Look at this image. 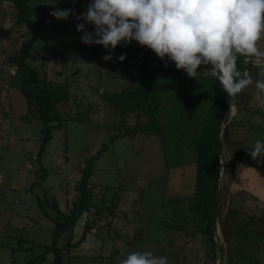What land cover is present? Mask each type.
<instances>
[{"label":"rangeland","instance_id":"374dc122","mask_svg":"<svg viewBox=\"0 0 264 264\" xmlns=\"http://www.w3.org/2000/svg\"><path fill=\"white\" fill-rule=\"evenodd\" d=\"M29 2L30 18L38 29V38L28 62L39 70L38 82L29 87L38 89L41 85L53 83L69 95L67 101L58 103L62 128L52 130V139L41 162L35 160L32 168L27 169L28 154L38 151L43 136L41 121L35 119V111L28 107L24 96L15 87L19 76L25 74L7 58L20 49L31 32L17 20L13 0H0V264H24L51 243L53 222L42 213L37 197H41L44 203L54 197L59 208L67 211L77 194L76 185L84 160L94 155L103 142L108 148L94 162L90 178L91 208L84 213L82 224L75 222L77 229L81 225L79 232L61 235L59 244L63 245L67 237L73 241L79 239L86 220L95 219L96 231L101 230L98 235H88L86 246L79 249L84 256L65 254L63 264H120L133 251H151L157 256H166L168 264H212L209 255L212 253L211 242L198 232L200 220L192 208L194 164L177 163V133L166 135L168 119L172 118L169 110L174 98L173 75L181 70L166 69L173 64L171 61H167V67L158 68L166 61L150 49L146 59L136 41L118 46L113 51L114 57L126 53L125 61H105L102 57L108 53L102 45H86L79 40L83 33L77 31L76 25L85 23L87 31H94L93 25L77 21L74 16L58 20L50 15L56 7L83 13L90 0ZM258 46L264 51V39ZM148 66L158 67L149 69ZM249 73L253 83L240 95L236 112L231 117V142H222L224 174L220 181V208L215 221V230L217 225L219 230L215 237L219 245L215 264H227L229 258L218 222L227 200L224 188L228 157H241L254 164L257 161L264 167V162L253 160L249 155L257 140L264 141V131L250 130L249 122L243 128L235 124V135L232 131L236 117L245 118L251 113L248 109L261 106L255 82L264 77L259 76V68L254 64ZM141 78L149 86L146 95L140 91ZM203 91L200 85L194 95ZM140 100L157 105L155 131L137 132L111 142L112 134L123 133L125 125L132 127L135 124L140 112L136 104ZM261 109L257 112L261 117L251 118V122H261L264 126V106ZM189 112V107L184 108L179 115L180 124L184 125ZM140 120L146 118L142 116ZM2 139L8 142L1 144ZM57 147L59 161L52 156ZM41 166L47 172L43 184L45 195L42 187L30 188L33 181L39 180V173L43 171ZM24 201L28 204H23ZM43 206L54 215L46 204ZM259 223L260 219H257L255 224ZM101 231L109 241L99 237ZM255 233H252L253 237L259 234L258 231ZM244 251L246 255L238 257L239 264H264V248L260 250L254 240Z\"/></svg>","mask_w":264,"mask_h":264},{"label":"trees","instance_id":"16d2710c","mask_svg":"<svg viewBox=\"0 0 264 264\" xmlns=\"http://www.w3.org/2000/svg\"><path fill=\"white\" fill-rule=\"evenodd\" d=\"M13 4L16 8V16L19 22L24 23L25 27L30 30V38L21 45L20 49L16 51L12 56L7 58L8 62L13 64L18 71H21L25 75L18 79L15 87H18L22 95L26 100L28 107H31L35 111V119L41 121V132L43 136L39 143V148L36 154L37 161H41L42 154L45 150V146L52 139V130L62 128L63 118L60 110L58 109V103L68 99V93L57 89L53 83H48L47 86H39L38 89H30V84H36L39 80V70L31 66L28 62V57L31 55V49L33 44L38 38V29L32 23L30 18L31 6L29 0H13ZM139 50L143 51V55H148V48L139 46ZM159 66V65H158ZM158 66H148V68H157ZM158 68H165V65H160ZM176 68L173 63L169 68ZM253 68L251 62L245 64L244 57L238 58V70H250ZM177 69V68H176ZM174 81L172 82L173 96L172 103L169 110L168 126L166 128V135H176V150H177V163H193L195 167L194 174V194L192 208L194 214L200 220L197 224V230L202 235L208 238L211 242V251L208 253L215 264L217 254V240L214 236L215 221L218 217L219 211V188L218 182L219 174L221 171L220 164V147L222 148V142H229L230 124L233 119L224 126L222 133L221 125L229 115L228 95L225 93L219 81L215 77H204L202 74L196 78H189L187 74L181 70V73L175 71L173 75ZM200 85L204 88L201 93H195ZM149 86L145 79L140 80V91L146 95ZM239 97V95H238ZM237 97V98H238ZM138 112L135 124L130 127L125 125V131L123 133H114L110 136V141L114 139L124 137L126 135L133 136L137 132H154V115L156 104H151L149 101H138L136 104ZM189 107V116L184 120V125L180 124L179 115L182 114L184 108ZM251 113L258 112L261 106L252 110L248 109ZM144 116L145 121H141L140 118ZM250 119L238 118L234 119V126L243 128ZM188 123H192V126H188ZM236 124V126H235ZM145 127V128H144ZM154 129V130H153ZM179 130V132H178ZM237 130V129H236ZM231 142V141H230ZM234 142V139L232 140ZM242 142V141H239ZM169 146V144H168ZM108 148V144L103 142L102 146L94 155L88 156L84 161L85 164L81 168V175L77 181L76 190L77 194L73 199L71 206L67 212L62 211L57 200L53 197L51 200H46L44 203L41 197H37L38 205L43 214L48 216L53 222L52 228V240L51 243L44 246V249L37 256L28 259L24 264H37L38 261H43L48 252L54 254L52 264H63V255L65 251H69L71 248L78 247L81 242L84 241L85 235L95 225V219L92 221L86 220L83 225V231L74 242L69 239L63 245H57L58 236L61 233L69 232L71 225L84 213L90 210L92 190L90 186V178L94 171V162L99 159L102 152ZM230 162V158H228ZM181 164V165H183ZM42 170L44 169L41 166ZM47 178V172L45 170L39 173V180L33 181L30 184V188L39 186L43 188V194H46V188L43 185ZM46 204L51 210L54 211V215H50L49 211L43 206ZM220 220V216L218 218ZM219 224L221 221H218ZM221 228V225H220ZM207 240V241H208Z\"/></svg>","mask_w":264,"mask_h":264},{"label":"clouds","instance_id":"9594fccd","mask_svg":"<svg viewBox=\"0 0 264 264\" xmlns=\"http://www.w3.org/2000/svg\"><path fill=\"white\" fill-rule=\"evenodd\" d=\"M50 15L93 25L94 31H87L85 23L76 27L84 44L104 47L105 61H125L126 53L114 57L113 51L136 41L166 61L165 67L171 61L189 78L215 77L229 97V112L253 83L246 69L238 70V58L254 64L264 77V51L258 46L264 39V0H90L83 13L56 7ZM255 87L264 106V79ZM249 155L264 162V142L257 140ZM120 264H168V259L133 251Z\"/></svg>","mask_w":264,"mask_h":264},{"label":"crops","instance_id":"0c3cea01","mask_svg":"<svg viewBox=\"0 0 264 264\" xmlns=\"http://www.w3.org/2000/svg\"><path fill=\"white\" fill-rule=\"evenodd\" d=\"M257 116L261 117L256 111L250 113L247 116L251 123L250 130L257 128L262 132L264 131V126L261 122H251V118L255 120L254 118ZM250 130H248V132ZM2 140L3 141L1 144L8 142L6 139ZM58 149V147L56 149L54 148L52 153V156L57 161L60 159ZM31 152L37 154V152ZM228 158H230V162L226 180L227 184L225 186L226 189L224 188V190L227 191V200L222 206L223 211L221 216L220 232L222 233L225 250L229 257L227 264H239L241 261L238 259V257L243 254L246 255L245 251H242L244 249H248L251 241L254 240L257 242L259 244L260 250H263L264 248V167L261 166L257 161L254 164L253 162H248L244 158L235 157L232 155H230ZM23 204L27 205L28 203L27 201H24ZM69 207L67 208V211ZM84 213L75 222L82 224ZM257 219H260L259 225L255 224ZM75 222L71 225L68 233L64 232L58 236L57 245H60L59 237L61 235L72 234L77 230L79 232L81 225H79V229H77V223ZM94 228L95 227L86 233L84 241L81 242L78 247L71 248L69 251L64 252L63 263L65 254H67L69 257H81L85 255L79 253V249L86 246L85 242L88 239V235H90V233H96L98 235V232L101 229L96 231V228ZM256 231H258L259 234H257L256 237H253L252 233H255ZM99 237H101L103 241L106 239L107 241L110 240L105 237L104 231H101V235H99ZM70 241L74 242L73 240ZM52 260L53 253L48 252L45 259L43 261H38L37 264H50V262L52 264Z\"/></svg>","mask_w":264,"mask_h":264},{"label":"water","instance_id":"95a60500","mask_svg":"<svg viewBox=\"0 0 264 264\" xmlns=\"http://www.w3.org/2000/svg\"><path fill=\"white\" fill-rule=\"evenodd\" d=\"M240 95H239V97H240ZM239 97L237 98L236 105H237V102L239 100ZM235 112H236V110L234 112H231V114L229 115V117L225 121H223V123L221 125V131H220L221 133L223 131L224 126L230 121L231 117L233 116V114ZM31 154H32V152H29V154H28V158L29 159L31 158ZM219 156H220L221 171H220V174H219L218 182L220 183L221 179L223 178V174H224V163H223V159H222V148L221 147H220ZM218 231L219 230H218V225H217L216 230H215V233H214L215 236L217 235ZM217 256H218V254H217Z\"/></svg>","mask_w":264,"mask_h":264},{"label":"built area","instance_id":"2783aa9c","mask_svg":"<svg viewBox=\"0 0 264 264\" xmlns=\"http://www.w3.org/2000/svg\"><path fill=\"white\" fill-rule=\"evenodd\" d=\"M79 40H80L81 43H83V42L81 41V37L79 38ZM36 159H37L36 154H35V153H32V154H31V158L26 162V168H27V169H31V168H32V163H33V161H35ZM15 202H17V201L15 200ZM25 204H26V203H25Z\"/></svg>","mask_w":264,"mask_h":264}]
</instances>
